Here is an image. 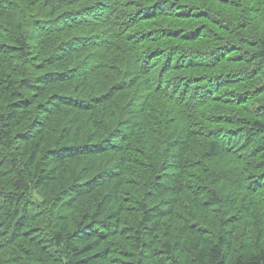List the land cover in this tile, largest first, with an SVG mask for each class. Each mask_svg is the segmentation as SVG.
<instances>
[{
  "label": "trees",
  "instance_id": "obj_1",
  "mask_svg": "<svg viewBox=\"0 0 264 264\" xmlns=\"http://www.w3.org/2000/svg\"><path fill=\"white\" fill-rule=\"evenodd\" d=\"M0 264H264V0H0Z\"/></svg>",
  "mask_w": 264,
  "mask_h": 264
}]
</instances>
